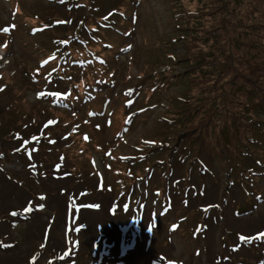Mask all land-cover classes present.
Segmentation results:
<instances>
[{"label":"rangeland","instance_id":"rangeland-1","mask_svg":"<svg viewBox=\"0 0 264 264\" xmlns=\"http://www.w3.org/2000/svg\"><path fill=\"white\" fill-rule=\"evenodd\" d=\"M9 1L0 0V264H264L254 236L264 227V172L243 178L220 159L225 132L237 131L217 101L224 90L209 86L224 69L192 71L219 47L226 55L246 25L258 30L264 0ZM67 100L81 117L51 111L69 113ZM103 112L104 122L89 120ZM262 115L259 143L242 160L249 172L264 163ZM41 139L50 154L35 151ZM57 160L67 173L50 170Z\"/></svg>","mask_w":264,"mask_h":264},{"label":"trees","instance_id":"trees-1","mask_svg":"<svg viewBox=\"0 0 264 264\" xmlns=\"http://www.w3.org/2000/svg\"><path fill=\"white\" fill-rule=\"evenodd\" d=\"M256 26L258 30L256 29L251 32L250 26L246 25L243 29L244 32L238 34L235 44L232 49L230 46L226 55H222L225 52H221L222 47H219L212 55L206 54L204 61L192 68V71H199L202 77L207 73V68L211 65H216V69H220L221 67L224 69L222 83H211L209 86L216 92L219 89L224 90V94L219 95L217 101L225 109H228L229 120H233V123H235V129L237 131L234 137L228 136V129L225 132L226 140H224L222 145L223 150H218L220 159L225 161L224 158L226 156V160L231 161L232 167L234 168L239 166L241 160H244L249 150L252 149L253 143L256 141L255 133L259 125L258 120L260 114L264 112V69L260 67L262 64H259L261 62L264 64V61H261L264 58V22L257 23ZM213 31L215 32L213 29L212 31H208L209 33L207 34L204 33L203 38L200 37L199 40L201 41L203 39V42H208L210 40L209 34ZM241 37L243 38L241 40L248 39L249 43L242 42L243 49L239 46L236 47L237 42L241 45ZM184 39L187 40L186 37ZM214 39L218 41L219 35L215 36L213 33L211 40L213 41ZM195 55L194 60L198 58V54ZM234 55L236 58L232 57ZM221 57L224 59V63L219 62ZM186 62L189 64L191 60L187 58ZM227 69L228 71H232V73L225 72ZM212 72V70L211 72L208 70L206 76L210 77L213 74ZM256 78L263 79L259 82ZM213 102L216 103L215 99L205 100L204 105L213 107ZM201 107L203 106H200L197 110L201 109ZM238 111H241L242 114ZM186 131L188 132L187 129ZM221 135L219 134L218 136L221 137Z\"/></svg>","mask_w":264,"mask_h":264},{"label":"snow or ice","instance_id":"snow-or-ice-1","mask_svg":"<svg viewBox=\"0 0 264 264\" xmlns=\"http://www.w3.org/2000/svg\"><path fill=\"white\" fill-rule=\"evenodd\" d=\"M2 31H8V29L7 28H5V29H2ZM0 90H2V89H0ZM53 95H58V93H56V94H53ZM42 199H43V197H42ZM41 207H42V205H41ZM26 211H31V209L30 208H28V209H25ZM12 215H17V213H15V212H13V213H11ZM260 238H264V233H261L260 234ZM242 239H247V238H245V237H242Z\"/></svg>","mask_w":264,"mask_h":264}]
</instances>
